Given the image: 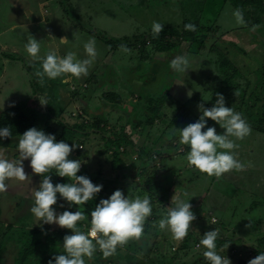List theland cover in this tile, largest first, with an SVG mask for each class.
I'll return each mask as SVG.
<instances>
[{
	"label": "rangeland",
	"instance_id": "1",
	"mask_svg": "<svg viewBox=\"0 0 264 264\" xmlns=\"http://www.w3.org/2000/svg\"><path fill=\"white\" fill-rule=\"evenodd\" d=\"M238 1L242 2L243 0ZM200 2L203 3L205 11L202 26L204 27L208 18L207 25L220 28L217 32L206 30L208 26L203 28L200 34H207L206 47L199 50L201 41L195 43L184 41L170 51L156 52L154 57H150V62L145 65L139 57L141 55L140 48L142 47L141 43L145 42V37H148L152 32V22L156 20L163 26L179 25L180 27L185 18L191 20L197 18L196 10L192 12L188 10L193 7L201 10ZM253 3L252 6H255L253 9L251 8L253 11L248 10L249 12L243 17L245 22L238 24L233 15L237 8L224 3L223 0H190L189 5H184L183 10L180 0H23V2L22 0H0V105L3 103V109H5L10 107V102H18V100L26 98L23 106L28 114H34L37 117L35 127L38 129L44 125L46 116L50 113L54 118H50L47 122L52 126H59L57 122L64 119L68 124L80 123L85 126V130H90L79 138L82 145L76 143L78 146L70 153L69 159L81 160L78 175L85 174L92 180V176L96 177L101 171L108 181H114L110 187L103 184L100 192L104 194L105 198L116 189L127 193L124 195H129L132 189L139 187L140 179L149 177L147 175H150L154 166L161 165L160 168H170V172H161L162 174L154 172L155 175H153L150 185L151 190L156 191L157 187H170V192L168 191L167 199L162 202H159L161 196L155 195L156 204L152 205V213L145 221L150 217L153 218V210L157 214L155 221H159L167 209L173 206L171 197L176 195L180 199L189 198L191 210L195 215V219L190 222L186 236H189L192 230L204 234L203 230L208 228L211 221H215L214 226L218 228V224H216L218 218L225 224L227 223L230 231L239 228L241 231L248 230L258 234L262 231L256 229L260 228L258 217L264 218V137L257 132L251 136L250 130V133L244 137L251 143L243 156L246 165L237 170L238 173L229 170L220 177L215 176L214 178L188 165L185 157L189 146L179 143V134L176 129V127L181 128L194 122L198 117L194 120L192 116L196 117L200 114L197 105L203 104L208 107L207 105L213 100L215 93H220V89L226 82L224 72L219 66L221 56L211 50V58H208L205 56V52L210 51L211 46H216L225 52L224 41L228 43L232 41V43L243 47L246 52L239 51L237 46L235 48L232 45L228 46L238 52L239 55L236 59L246 74H244V78L238 77L228 85V89L232 90L233 95L226 93V90L221 91L226 106L232 107L234 111L238 112V105L242 99L241 84L243 85L246 79L251 81L256 79L254 72L248 74L250 70L248 65L252 66L251 71H253V66L255 64V67L258 66L257 58L264 62V12H261L264 7L258 8L259 2ZM224 5L226 7L221 9ZM254 15H259L262 19L261 22L253 25L247 19L254 21ZM37 17L47 20V22L39 26L33 22ZM24 20H26L25 23L20 22ZM18 22L22 24V27ZM250 24L253 26L249 32L237 28L244 25L250 26ZM45 29L48 30L47 33L44 34V38L40 37L39 39V30ZM55 29L58 31L57 39L60 36L69 37V42L65 47L60 46L59 43L56 49L52 41L54 34L52 32ZM23 32L27 38L32 35L41 40V49L38 53L40 57H43L49 50L55 49L58 55L63 56L67 51H73L76 53L77 59H83L86 55L84 43L94 38L96 58L89 67L87 75H82L80 78L71 77L72 79L67 80L58 79V77L48 79L45 76L38 83L41 92L29 94L30 96L27 98V94L31 93L33 88L29 81L41 78L37 75L33 77L31 74L33 68L31 67L40 71L41 61L33 59L26 53L24 45L27 40H25L26 36H23ZM227 32L229 33L226 34ZM105 35L115 40L128 38V45L126 47L119 45L115 50L111 49L112 46ZM137 35H139L141 43H136L137 41L132 39ZM187 51H190L189 54L186 53ZM179 54L187 56L190 61V68L186 72H176L169 67V61ZM175 73H178L179 82ZM92 74L94 77H89ZM144 80L147 83H144ZM56 82L58 85L51 96L50 89ZM47 87H49L50 93L46 90ZM107 90L122 92L123 97L120 105L103 99V94ZM148 92H150V108L152 103L162 104L165 100V104L158 114H149V119L152 118L149 142L140 147V154L146 153L148 156L141 163L140 161L136 162L138 156L135 152L138 148L130 140L133 135L142 132V125L132 128L129 123L140 121L139 113L142 110L140 104L143 102L141 94ZM188 93L191 95L189 96ZM207 98L210 99L204 101ZM40 100H46L47 103L41 105ZM138 102L139 107L136 108L135 105ZM186 107L192 114L189 121L185 120L188 117L182 116ZM96 120H102L106 125L107 133L119 132L123 126L132 129V133L128 132L127 137L120 136L114 146L108 150L106 148L110 146L99 145L98 142L103 143L104 141L99 132L91 131L93 122ZM246 122L248 125L251 124L249 119ZM209 125L214 124L211 122ZM215 127L217 132L223 130L219 125ZM174 130L175 134H173ZM155 133H161V135L155 137ZM115 134L122 135L121 132ZM167 140L172 146L170 155H166L168 152L165 150L168 146ZM17 142L18 137L13 140L10 147H0V153L8 159L18 158ZM72 143L69 142V144ZM160 149L164 150L160 151ZM169 157L173 162H169L167 165L165 162H168ZM250 160H254L252 166L247 164ZM132 163L138 164L135 166L134 174H132L133 169L127 172L125 170ZM256 164L258 166H255ZM24 165L25 172L28 174L26 178L23 181L15 178L6 180L7 188L0 192V202L3 208L0 217V264H48L49 259L54 258V254L63 251V236L71 232L70 229L57 226L55 223H42L30 212L34 202L32 193L45 174L32 173L27 160L24 161ZM114 166L124 170L118 171ZM163 170L160 169V171ZM114 171H118V175L119 172L124 173L127 177L116 178ZM177 173L179 174L176 176L178 183L176 181L173 183L172 181L177 179L175 178ZM112 174L113 177L110 178L109 175ZM50 176L54 184L57 181H68L67 177H59L54 173H50ZM236 177H240L239 180H236V185L240 184L243 187L241 190L243 194H241L244 200L242 199L243 202L240 201L239 205L236 202L237 198L218 193L219 189L230 186L233 183L231 179ZM121 181L128 184L123 186ZM237 191L239 192V188ZM149 195L148 197H150ZM253 201H257V203H255V207L251 208ZM61 203L64 201L58 198L57 205ZM214 203L218 204L215 206L217 208L212 206ZM57 205L52 207L56 208L57 212H62L64 209ZM64 206L67 207V204L65 203ZM82 207L85 220L78 221L77 224L81 231L87 232L90 227L88 219L90 216L85 211V206ZM206 208H208V212H205ZM91 209L93 208H89V211ZM70 210L75 211L76 206L73 205ZM207 213L209 215L204 218ZM261 226L264 228V224ZM156 227L157 225H150L147 231L145 225L139 239L130 238L126 243L117 247L128 248L131 253H134L136 260L140 259L139 264H159L163 259L162 256H167L169 253L163 251L162 240L159 238V232L162 230ZM167 234L171 240V234L169 232ZM242 234H244L241 236L245 242L242 240L241 242L246 247L248 244H253L245 232ZM183 240H175V247H178ZM32 248H35V251L30 254ZM174 249H172L173 252H175ZM201 249L200 252H203L204 248ZM245 255V250L234 254H228L226 251L223 253L224 257L229 258L230 264H239L241 259L248 261L252 258V256L244 257ZM196 260L198 261L196 264L208 262L201 258ZM91 264L129 263L116 260L114 254L105 258L97 248Z\"/></svg>",
	"mask_w": 264,
	"mask_h": 264
},
{
	"label": "clouds",
	"instance_id": "2",
	"mask_svg": "<svg viewBox=\"0 0 264 264\" xmlns=\"http://www.w3.org/2000/svg\"><path fill=\"white\" fill-rule=\"evenodd\" d=\"M233 15L238 24L245 22L239 9H236ZM184 28L195 31L196 25L189 22ZM162 29V23L152 22L151 31L154 36H158ZM40 41L29 35L24 48L29 56L41 61V70L36 73L41 78L45 76L48 79L64 77L65 80L71 77L80 78L88 74L89 67L96 58L94 38L84 43L86 55L83 59H77L73 51H67L63 56L58 55L55 49L40 57L38 55L41 49ZM68 41L67 36L59 38L60 44H67ZM189 64L188 57L184 55H177L169 61V67L176 72H186L190 68ZM14 103L10 102L9 106H14ZM40 103L44 105L47 102L40 100ZM3 107L2 103L0 110ZM197 108L200 114L194 122L181 128L176 127L179 143L189 146L185 157L188 165L216 177L232 169H242L244 164L235 158L231 150L238 147L233 137L239 140L250 133V126L245 119L232 107L226 106L225 99L220 93L216 94V99L210 107L198 104ZM206 118L218 124L223 131L217 132L216 127L209 125ZM11 135L9 127H0V140ZM77 146L74 141L69 144L63 139L57 140L54 133H46L43 129L32 126L18 137L16 144L18 158L8 159L0 153V192L6 190V180L15 178L23 181L26 178L28 174L25 172L24 161L27 160L32 173L45 174L32 193L34 202L30 212L42 223H55L71 230L63 236V251L54 254V258L49 259L48 264H91L97 248L106 258L116 251L118 245H123L130 238L139 239L143 233L144 222L152 213V204L147 195L142 198L140 196L129 198L120 189H116L107 198L99 199L90 210V218L88 217L90 227L87 232L81 231L77 222L85 220L82 206L92 201L103 185L94 183L85 174H77L81 160L69 159L70 153ZM50 173L67 177L68 181H57L54 184ZM58 198L64 203L57 205ZM65 203L67 207L64 206ZM171 203L173 206L162 215L157 226L161 230H167L173 240H183L195 215L191 210L189 198L185 200L173 195ZM53 205L64 210L57 212ZM73 205L76 206L75 211L70 210ZM218 235L217 229L206 231L197 247L203 246L205 249L203 257L208 264H230L229 258L221 256L217 251ZM247 264H264V252H259L254 258L249 259Z\"/></svg>",
	"mask_w": 264,
	"mask_h": 264
},
{
	"label": "trees",
	"instance_id": "3",
	"mask_svg": "<svg viewBox=\"0 0 264 264\" xmlns=\"http://www.w3.org/2000/svg\"><path fill=\"white\" fill-rule=\"evenodd\" d=\"M223 2L226 4H230L231 6L234 5L237 9H239L242 12L243 17L247 12H249L248 10L253 11L252 9H253V7H255V6H252L254 4L253 2H259L260 5L259 6L256 5L258 8L264 7V0H243L242 2H240L238 0H223ZM180 3H182L181 8L183 10L184 5L188 6L190 3V0H180ZM199 5H200L201 10H199V9L197 10L194 7L189 8V10H188L190 12L196 10L197 11V18L193 19V20H191L189 18H185L180 27H179V25H174V26L164 25L161 33L158 36H154L151 32V34L148 35V37L147 36L145 37V42H143V43H141L142 41L140 40V37H138L139 35L132 37V39L137 41L136 43H141V46H142L140 48L141 54L150 52V57L151 56L154 57L153 54H155V52L170 51L174 48H177L184 41H190V43H195V42L201 41L199 50L205 48L206 47L205 41L207 39V34H204V35L200 34V33H202L203 28L204 27L206 28V26H208V28L206 30H208V31L210 30L212 32H217L220 28L219 27L215 28L212 25H207L209 22V21H207L208 18L206 19V23L204 24V27L202 26L203 16L205 14V11H204L203 3L200 2ZM224 7H226V5L222 6L221 9H223ZM261 12H264V9H262ZM253 18H255L254 21L247 19L248 22L253 24V25L258 24L259 22H261V19H262L261 16H259V15H257V16L254 15ZM189 22L196 25L195 31H189V30H186L184 28V25L186 23H189ZM251 24H250V26L244 25L242 27H237V28L239 30H245V31L249 32L253 26V25L251 26ZM201 26H202V28H201ZM228 33L229 32H227L226 34H228ZM91 34H93V33H91ZM105 38L111 44V46H112L111 49H114V50L116 48H118L119 45H121L122 47H126L128 45L127 44L128 41H129L128 38H122V39H117V40L111 39L107 35H105ZM224 42H225V46H223V48L225 49V52H224L225 57L221 56V59L219 60L220 61L219 66H220L221 70L224 72L226 85L224 88H222L221 91L226 90V93H228L229 95H233L232 90L228 89V87H229L228 85L230 83H232V81L234 79H236L238 77H244V74H246V73H244L242 71V65H240V62L236 59V57L239 55L238 52L234 51V49H231L228 46L232 45L234 48H235V46H237L238 50L242 51V52H245V49L241 46H238L235 43H232V41L231 42L229 41V43L227 41H224ZM149 44H150V46L153 45L151 49H150V46H148ZM212 48H213V50L215 49V50L219 51L220 53H222V51L218 47L212 46ZM148 50H150V51H148ZM141 60H144V58H141ZM257 60H258V62H257L258 66L255 67V65H256L255 64L253 66V71H251L252 66L248 65V69H250L248 74H251V72H254L256 75V79L254 81H251L250 79H246L245 83L243 85L241 84L242 99H241L240 104L238 105V112L242 115V117L245 119V121L247 119H249L251 121V124H249L250 129H251V136L257 132L258 134H261L262 137H264V92H262V90L264 89V62H261L258 58H257ZM29 69L31 70V68H29ZM31 74L33 75V77H34V75H36L34 68H33V70H31ZM90 76L94 77V74L89 75V77ZM41 79L42 78H38L34 81H32V80L29 81L30 84L33 86V88L31 89V93L27 94V98L32 93L37 94V93L41 92L39 87H38L39 80H41ZM150 83H152V81H150ZM56 85H58L57 82H56ZM46 90L48 91V93H50V91L52 92V88L49 91V87H47ZM221 91H220V94H221ZM122 95L123 94L120 91H112V90L108 91L107 90L103 94V99L105 101L111 102L115 105H120L122 102V97H123ZM25 99L26 98H24V100H22V101L18 100V102L15 101L14 106L0 110V127H3V126L9 127V129L12 133V135L10 137H7L3 140H0V147H3V148L10 147L15 138L19 137V135L22 134L27 128L35 126V119H37V117L34 114H28L27 113L25 106H23ZM143 101L144 102H150V96L149 97H146V96L143 97ZM164 101L162 102V104L152 103V106L149 110L150 114H152V115L158 114L159 110L165 104ZM211 105H212V102L210 103V105L208 107H210ZM135 106H136V108H138L139 102ZM143 107H146V105L143 104ZM153 108H155V109H153ZM50 118H54V116L51 115L50 113H48L46 116V119L44 121L45 123H44V125L40 126V129H43L46 133H54L57 140L63 139L67 143L74 141L75 143H78V145H82L79 138L81 136H84V135H82L83 133L85 134L87 131H90V130H85V128H84L85 126L80 124V123L68 124L64 121V119H60L57 122L59 124V126H56V125L52 126L49 122H47ZM150 121H151V123H150V125H151L152 124V118L151 117H150ZM132 123L133 122H131V124ZM213 124L215 125V123H213ZM105 128H106V125H104L102 120L101 121L96 120L93 122V129L91 131L99 132V134L102 136V139H104V141H103V143H101V142H98V143H100L99 145H103L104 147L110 146V147L106 148L108 150H110L111 147L114 146L116 140H118L120 138V136L124 137L127 135L126 126L121 127V130L119 132H115V133L121 132L122 135L115 134L113 132H109L110 133L109 134V133H107ZM232 139L234 140V143L236 145H238V147H235L231 151L234 153L236 159L240 160L244 165H246V161L244 160L243 156L246 153V149H248L251 146V143H249L246 138L237 140L233 137ZM252 161H254V160H250L249 162H247V164H250L252 166ZM113 163H115V162H113ZM159 166H161V165H159ZM159 166H154L153 171L150 172V175H147L149 177H146V179H140V181L138 183L139 187H136V188L131 190L132 192H130L128 195L129 198H134L135 196H140L142 198L143 196L147 195V193H148V195L150 193L149 198H150V202L152 205L156 204V200H155L156 196L155 195L161 196V198H159V202H162V201H164V199L165 200L167 199L166 195L168 194L170 187H162V188L157 187V189L155 191V190H151V186H150L152 184V179H153V175H155V173H154L155 171H157L159 174H162L161 172L169 171V168L168 169H167V167L160 168ZM255 166H258V164H256ZM114 168L118 169V168H116V166H114ZM160 169H164V170L160 171ZM122 170H124V169H119V171H122ZM125 170H126V172L132 170V174H134L133 171L135 170V165H133V163H132V165H130L129 168H125ZM136 170H137V168H136ZM232 170L234 173H238V171L236 169H232ZM114 172H115L114 174L116 175V178L117 177L118 178L119 177H123V178L127 177L124 173L122 174L119 172V175H118L117 174L118 171H114ZM109 177L112 178L113 174L110 175ZM213 177L215 178L214 175H213ZM239 178L240 177H236L235 179H231L233 181V183L230 186L223 187L222 189L218 190L219 191L218 193H221L220 195H229V197L237 198V201H236V199H235V201L237 202L238 205L240 204V201H242V199H243V196H242L243 192L241 191V190H243V187L240 186V184L236 185V182H237L236 180L237 179L239 180ZM92 181L94 183H97V184L99 182L102 185L105 184L106 187H110L114 184V181H110V180L108 181V179L105 178V175H103V172H101V171H99V174L96 177L92 176ZM238 188H239V192L237 191ZM244 192H245V189H244ZM162 193H164V196H162ZM123 194H127V193H123ZM102 197L105 198L104 194L99 192V194L92 201H88L85 203V205H84L85 211L87 213H89V216H90L89 208H94L95 204ZM255 203H257V201H253V203H252L253 205L251 206V208L255 207ZM263 203H264V201H263ZM217 205H218L217 203L212 204V206H214V207ZM215 208H217V207H215ZM2 209H3L2 204L0 202V217H1ZM205 212H208V208L205 209ZM208 215H209L208 213L205 214L204 218ZM156 219H157V214H155V212L153 210V218L150 217V219L145 221V224H144V226L146 225L147 231L149 230L150 225H158V221L157 222L155 221ZM216 224H218V228L215 227L214 223L211 221V224H208V228L206 230H203V233H205L206 231L212 230V229L218 230L219 235H218V238L216 240V244H217V251L219 254H221V256H223L224 251L228 252V254L236 253V248H235L236 242H237L236 245L240 248V250L246 251V255L244 257H246V256L251 257L252 256V258H254L257 254H259V252H264V228L261 226L262 224H264V218L258 217V225L260 226V228H256V229L262 230L258 234L252 233L248 230L241 231L239 228H236L233 231H230L227 223L225 224L223 221H220L219 218H218V222ZM156 228H158V226ZM166 232L168 233L167 230H162L161 232H159V234H160L159 238H161V240H162L161 246L163 247V251L168 252L169 255L162 256L163 259L160 260L159 264H196L197 258L202 257L201 259H204V257L202 255H199L201 253L200 249L203 248V246L197 247V245L199 244V241L203 235V234L199 233V231H195V230L190 231L191 232L190 235L185 236L183 242L180 243L178 247H175V246L173 247L171 245L172 242L170 241V237L168 238V234ZM242 232H245L247 238L250 239L249 241H253V244H251V246L246 247L241 242V240L243 242H245L241 236V235H244V234H242ZM231 245L234 247H232ZM166 246H167V248H165ZM134 247H135V245H134ZM173 248H175V252L172 251ZM34 251H35V248H32L29 253L31 254ZM113 254H114L115 259L120 261V262L124 261V262H128L129 264H137V263L139 264L140 263V259L137 258V260H136V256L134 255V253H131L128 248L117 247L116 251ZM183 258H186V260H184ZM135 260H136V262H135ZM206 264H208V262ZM239 264H247V261L245 259H241Z\"/></svg>",
	"mask_w": 264,
	"mask_h": 264
},
{
	"label": "crops",
	"instance_id": "4",
	"mask_svg": "<svg viewBox=\"0 0 264 264\" xmlns=\"http://www.w3.org/2000/svg\"><path fill=\"white\" fill-rule=\"evenodd\" d=\"M17 7H19L20 5H16ZM42 18H40V17H37L33 22H35L36 24H38L39 26H41L44 22H47V20H42ZM149 20H150V18H149ZM25 21L26 20H24V21H20V22H24L25 23ZM156 21V20H155ZM158 22V21H157ZM19 23V22H18ZM19 25H20V27H22V24L21 23H19ZM58 27V24H57V26H56V28ZM150 27V26H149ZM51 28H54V27H51ZM47 29H45V30H43V31H40L39 30V34H38V38L40 39V37L41 38H44V34L45 33H47ZM57 30L55 29L52 33H54L53 35H52V41L54 42V45L56 46V49L58 48V44H59V39H57ZM64 35H67L66 33H63ZM127 34H129V33H127ZM23 36L25 37L26 36V39L25 40H27V35L23 32ZM64 37V36H63ZM68 37V36H67ZM38 38H36V39H38ZM60 38H61V36H60ZM68 39H69V37H68ZM69 42V41H68ZM67 44H61L60 46H66ZM204 49V48H203ZM214 51L216 54L218 53V54H220V56H223V57H225V54H224V52L222 51V53H220L219 51H217V50H213V48H212V46H211V49H210V51H208V52H205L206 53V57H208V58H211L210 57V53H212V51ZM149 51V50H148ZM189 52L190 51H187L186 53L187 54H189ZM156 53V52H155ZM186 54V55H187ZM195 54V53H194ZM154 55V54H153ZM180 55V54H179ZM112 57V56H111ZM140 58H144V60H142V62H144L145 63V65L148 63V62H150V52L149 53H143V54H141L140 56H139ZM207 58V59H208ZM221 58H219V60H220ZM159 61H162V60H160L159 59ZM219 64H220V61H219ZM31 68H34V67H31ZM34 71L37 73V71H36V69L34 68ZM175 75H177L178 76V73H175ZM175 75H174V77H175ZM64 79V77H58V79ZM175 78H177V77H175ZM225 78V77H224ZM244 78V77H243ZM72 79V78H71ZM177 81L179 82L180 80H179V76H178V79H177ZM58 83V82H57ZM144 83H147V81H145L144 80ZM225 85H226V82H224V84H223V86H222V88H224L225 87ZM56 87H57V85L55 84V85H52V93H51V96L53 95V93H54V91H55V89H56ZM220 90H222V89H220ZM216 94L217 93H215V96H214V98H213V100H215L216 99ZM142 95V100H143V97H149L150 96V92H148V93H146V94H141ZM50 96V97H51ZM22 100H24V99H21L20 101H22ZM213 100L211 101L212 103H213ZM147 101V100H146ZM204 101H206V100H204ZM211 102H209L208 103V105L207 106H209L210 105V103ZM143 104H145L146 105V107H143ZM148 104H150V102H141V104H140V107H141V111H140V113H139V116H140V121H138V122H135V121H133V123L131 124V122L129 123L131 126H132V128H134V126L136 127V126H138V125H142V128H141V130H142V132H140L139 134H137V135H133V137L131 138V142L135 145V146H137V148H138V150L135 152L136 153V155L138 156L137 158V160H136V162L138 161H140L141 163L143 162V159L145 158V157H147L148 155L145 153L144 155H141L140 153V151H141V149H140V147L143 145V144H146L147 142H149V137H150V119H149V114H150V105H148ZM188 109V110H187ZM192 114L190 113V109L189 108H184V112H183V117H188L187 119H185V120H187V121H189V119H190V116H191ZM145 117V118H144ZM193 117V119L195 120L198 116H196V117H194V116H192ZM182 118V117H181ZM186 121V122H187ZM191 121V120H190ZM183 122H184V120H183ZM208 122L209 123H211L212 122V120L209 118L208 119ZM212 123H215L214 121L212 122ZM216 125H218V124H215L214 126H216ZM143 126H144V130H143ZM132 131V129H130L129 127H126V132L128 133H132L131 132ZM223 130H221V132H222ZM165 133V132H164ZM161 135V133H155V137L156 136H160ZM125 137H127V135L125 136ZM167 148L165 149V150H167L168 152H167V154L166 155H170V149L172 148V146H171V143H169V141L167 140ZM3 148V147H2ZM164 149H160V151H163ZM189 150V149H188ZM172 163L173 161H172V158L171 157H169V160H168V162H165L167 165H168V163ZM137 164V163H136ZM136 164L135 163H133V165H135L136 166ZM138 165V164H137ZM130 167V166H129ZM137 168V167H136ZM138 169V168H137ZM118 171H119V168H118ZM169 172H170V168H169ZM178 175V173L177 174H175V178H177L176 176ZM110 176V175H109ZM178 183V178L177 179H175V180H173L172 182L173 183H176V182ZM121 184L123 185V186H125V185H127L128 183L127 182H125V181H121ZM171 236V235H170ZM171 242H172V246L174 247L175 245H174V243H175V240H173V239H171L170 240ZM237 244V242L235 243V248H236V252H238V251H241L240 250V248L236 245ZM246 246V245H245ZM248 246H251V245H249L248 244ZM166 248H167V246H166ZM175 250V249H174ZM201 251H202V249H201ZM199 255H202L203 256V252H201ZM202 258V257H201ZM184 260H186V258H183Z\"/></svg>",
	"mask_w": 264,
	"mask_h": 264
}]
</instances>
